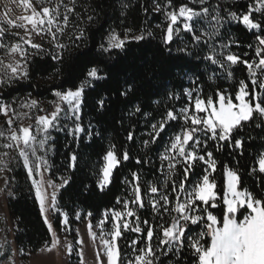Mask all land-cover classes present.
I'll use <instances>...</instances> for the list:
<instances>
[{
  "label": "trees",
  "instance_id": "trees-1",
  "mask_svg": "<svg viewBox=\"0 0 264 264\" xmlns=\"http://www.w3.org/2000/svg\"><path fill=\"white\" fill-rule=\"evenodd\" d=\"M65 1L70 27L60 36V46L33 49L26 60L27 75L3 85L0 103L24 96L52 101L57 91L79 87L83 90L75 124L84 131L74 134V130L64 127L52 129L47 153L49 177L56 182L64 181L56 194V209L51 217L54 226L58 230L66 228L73 241L69 264L78 261L76 226L84 218L92 227L99 225L104 233L111 232L112 211L122 212L125 202L135 199L137 181L133 173L139 177L144 206L129 204L130 211L139 218L141 231L121 229L123 235L117 241L121 264H135V257L142 255L140 250L148 246L146 229L149 226L156 233L151 241L155 253L152 264H195L189 243L197 233L206 230L203 222L199 226L189 225L183 247L159 244L160 226L177 216L172 211L176 197L183 202L186 196V192L172 188L173 180L178 184L183 179L184 162L176 157L172 161L176 168L170 172L169 160L163 157L174 137L190 127L181 111L189 104L187 92H192L194 99L196 96L215 98L216 93L222 91L234 99L240 81H245L249 90L256 91L264 99V89L258 87L264 81V70L256 67L261 59L256 55L257 49L264 51L257 39L264 37V8L256 9V0H203V3L201 0H171L170 3L169 0ZM181 5L196 11L207 8L222 22L206 25L205 30L194 23L195 35L201 36L199 42L193 39V33L181 29L174 31L170 43H165L168 25L165 14L176 11ZM231 13H236L238 20H233ZM245 13H250L253 22L260 26L249 29L242 23L239 18ZM110 32L119 36L140 34L143 39L131 38L122 48L104 51L101 45L107 48ZM2 37L12 40L11 34L5 33ZM229 52L238 55L240 62L233 65L223 61ZM55 56L59 59H54ZM209 56H215L218 62L212 63ZM244 60L253 65L251 70L242 62ZM220 61L224 67L220 66ZM92 68L98 69V78L88 76ZM169 110L174 112L176 119L166 118ZM161 122L166 127L153 140ZM153 125H157L156 130ZM197 136L199 144L190 142L189 150L197 155L212 153L216 168L214 172L209 169V175L216 182L217 205L222 206L226 169L239 174L241 189L264 200V173L258 168L259 158L264 154V120L259 114L235 133L234 138L243 141L240 148L231 140H213L210 134L201 132ZM110 150L120 162L113 169L110 182L102 188L99 183L101 169ZM124 153L128 154L127 160L123 159ZM73 155L75 161L71 159ZM206 168L208 164L204 161L195 163L188 176V191ZM7 179L6 207L14 224L13 240L20 258L26 260L49 241L50 235L33 185L19 160L8 165ZM151 186H157L159 192L150 193ZM161 195H167L171 201L167 205L169 212L163 211ZM153 200L159 202L156 207L152 206ZM200 207L204 205L201 203ZM212 211L221 217V207ZM61 213L67 219L64 228L61 227ZM245 214H238V218L242 219ZM127 220L130 228L137 225L136 218ZM145 220L147 224L143 223ZM204 240L209 242V237ZM8 254L9 248L5 247L0 259Z\"/></svg>",
  "mask_w": 264,
  "mask_h": 264
},
{
  "label": "snow or ice",
  "instance_id": "snow-or-ice-1",
  "mask_svg": "<svg viewBox=\"0 0 264 264\" xmlns=\"http://www.w3.org/2000/svg\"><path fill=\"white\" fill-rule=\"evenodd\" d=\"M20 2L28 9H31V14L19 17L21 21L17 24L15 20L8 19L6 23L14 27H24L25 23L32 26L33 29L40 28L47 24L48 26L53 25L54 18L52 9L48 7L42 8L38 11L29 0H20ZM171 0H169V3ZM203 3V0H201ZM262 6H264V0H262ZM159 10V6H157ZM208 9L203 8L201 11H196L191 7L181 5L177 11L168 12L169 23L165 32V43H170L173 39L174 31H179V28L174 26L182 24L183 30L188 33H193V39L197 42L201 40V36L195 35L194 23L195 19L201 15H207ZM231 18L236 19V13H231ZM47 18V19H45ZM66 19V18H65ZM216 16H212V20H217ZM242 22L249 28L255 29L260 25L253 22L250 13L242 15ZM5 29L0 27V36L5 34ZM49 31L51 28L49 27ZM53 38H55L53 34ZM136 40L143 39V36L134 37ZM260 45L264 46V37H257ZM125 44V40L120 39L116 34H112L109 37V43L107 48L101 47L104 51H108L113 48H122ZM18 45L13 47V51L18 49ZM33 47H40V45H33ZM184 51V49H181ZM257 56H260L256 67L264 70V51L257 49ZM59 59L58 56L53 57ZM209 60L212 63H217L215 56H209ZM223 61L229 62L230 64H237L240 62L238 55L229 52L223 57ZM223 61H220V66L224 67ZM250 70L253 65L249 61H242ZM13 74L19 72L18 67L9 65ZM98 69L92 68L88 72V76L98 78ZM24 76L27 72L22 73ZM229 76L231 73L228 74ZM252 84L255 86L256 81L253 80ZM259 88L264 89V81L260 82ZM82 88L75 90L68 89L65 92H57L56 95L61 100L65 101L70 110L78 112L81 104ZM186 95L189 98V104L187 107L181 109L184 113V120L190 121V127L182 130L181 134L176 135L170 144V147L166 149L167 153H175V156L165 155L163 159L169 160L168 168L170 172H173L176 168V163L172 161L179 157L185 164L183 169V179L177 184L175 180L172 181V188L174 191L186 192V196L181 202L179 196L176 197L177 203L172 211L177 213V216L173 217L170 223L160 226V245H179L183 247L185 238V232L189 225H197L203 222L206 225V230H202L197 233L195 238H192L189 243V248L192 250L193 255L196 258L195 264H264V200L257 199L251 192L246 189L240 188V176L239 174L231 169L226 170L227 177V190L224 192L222 197V206L217 205L218 193L216 191V182L210 178L209 169L212 172L215 171L216 162L212 158L211 152H206L205 155H197L191 148V143L199 144L198 133H204L205 135L211 136L213 140L218 141H233L237 148L242 147L243 141L241 139H235V133H237L246 122L254 119L256 114H259L264 118V99L258 95L254 90H249V85L245 81H240L238 90L235 94V103L231 95H227L222 91H218L215 98H201L196 96L193 99V93L187 92ZM37 102L32 101L35 105ZM139 111V109H137ZM0 111H3L7 115V106L0 107ZM60 107L57 106L56 110L53 111L50 116H39L36 118L38 127H41V131L45 133V137L40 139L38 143L43 146L47 140V132L50 128L55 127V122L58 119ZM191 113V114H189ZM205 115L201 116L200 114ZM168 120L176 119V115L172 110H169L166 114ZM9 125L12 124V120H8ZM166 124L161 122L158 126L153 140L159 136L160 132L164 130ZM153 129H157V125H153ZM84 129L77 124L74 129L75 133L83 132ZM3 135V133H0ZM131 139V134H129ZM10 139L15 142L16 147L19 150V156L23 157L24 167L27 168L28 175L33 176L34 172H39L41 165L46 163L43 158H38L35 168L32 167V161L29 159V151L35 156L37 143V137L33 135L31 126H20L18 131L13 130L10 133ZM191 142V143H190ZM147 143V141L145 142ZM12 144H7L6 147L11 148ZM128 154H123V159L127 160ZM75 161L76 157H71ZM197 161H204L208 164V168L204 170V174L196 182L193 183L191 191L186 188L188 182V176L192 168ZM119 159L114 151H108L105 156V163L102 172V179L100 185L103 188L110 182V177L113 169L118 166ZM139 162V161H138ZM258 168L260 173H264V154H261L258 161ZM134 180L137 183L134 186L135 199L130 202H125V208H128L129 203H136L139 207L144 206L142 198V190L139 186V177L133 173ZM37 182L33 180V185ZM150 193L157 194L159 188L157 186H151L149 189ZM36 197L40 203L41 213L45 212V193L41 187L37 186ZM161 201L163 202V211L169 212L167 205L171 203L167 195H161ZM159 202L153 200L152 206L156 207ZM204 207H200V204ZM50 207L55 209L56 197L53 193L51 195ZM217 207H221V217H217L212 211ZM247 213L243 215L242 219L238 218V214ZM89 215H91L89 213ZM126 216L128 218H136L137 225L134 228H130L128 220L124 219L125 213L113 210V230L109 233L110 238H105L104 233H100V242L103 245L104 252L106 254V264H121L120 261V247L117 243L118 239L122 237V230H131L140 232L139 218L135 217V213L127 211ZM79 218V217H77ZM47 222V217H45ZM67 223V219H65ZM147 224L148 221L143 222ZM91 224L88 225V230L95 240L96 233L91 232ZM51 229V224H49ZM156 235L153 227L149 226L146 229V237L148 240V246L146 249H141L142 255L135 257V264H152V258L155 256L153 248L151 246L152 238ZM210 237V242L205 241L204 237ZM58 240L55 238L52 242L54 248ZM78 243L83 244V240L80 239ZM135 243V242H133ZM69 253L72 251L71 246L68 248ZM82 256V250H81ZM98 264H105L104 261L100 260L99 253H96ZM131 264V262H130Z\"/></svg>",
  "mask_w": 264,
  "mask_h": 264
},
{
  "label": "rangeland",
  "instance_id": "rangeland-1",
  "mask_svg": "<svg viewBox=\"0 0 264 264\" xmlns=\"http://www.w3.org/2000/svg\"><path fill=\"white\" fill-rule=\"evenodd\" d=\"M37 10L40 11L44 7H48L52 9V14L54 18V23L51 26L45 24L40 28L33 29L31 25H25L24 27H11L6 23V20L2 16L0 11V27L4 28L5 33L11 34L12 40L3 39L0 36V93L2 91V87L4 84H10L14 80H21L24 78L22 74L25 72L26 68V60L28 54L32 52L33 49H37V47H33V45H40L38 48H42L43 46L48 47H59L61 40H59L60 36H64L67 27H70L67 23V15H68V3L65 0H39L36 4ZM255 8L260 10L264 8L262 6V0H256ZM179 9V8H178ZM177 9V10H178ZM176 10V11H177ZM201 10H198V12ZM168 12L165 14V19L169 23ZM66 18V19H65ZM47 19V18H45ZM238 20V18L233 19ZM239 20L242 22V18ZM222 22L220 18L217 20H212V15L208 12L207 15H201L200 17L195 19V23H198L201 28H205L208 25L214 26L216 23ZM243 23V22H242ZM214 24V25H213ZM207 25V26H206ZM49 27L51 31H49ZM179 28V30L183 29L182 24H178L174 26ZM205 30V29H204ZM70 32V31H69ZM177 32V31H175ZM53 34L55 38H53ZM112 34H116L114 32H110L106 39V45L109 43V37ZM119 36L118 34H116ZM136 36H141L140 34L134 35H125L119 36L120 39L128 40L134 38ZM18 45V49L13 51V47ZM9 65L13 67H18L19 72L13 74ZM81 88V87H79ZM67 91V90H66ZM58 92V91H57ZM52 101L39 100L32 96H24L19 98H12L7 102L0 103V107L7 106V115L4 114L3 111H0V254L3 253L5 247L9 248V254L7 257L0 259V264H69V257L72 251L69 253L68 248L71 246L73 249V241L68 233V230L62 229L58 230L53 222L51 217V212H54L55 209L50 207L51 204V195L54 193L55 197L59 190V188L64 184V181L56 182L49 177L48 169V149H49V140L51 139L50 131L52 129H58L60 127H64L69 129L70 131L74 130L76 127L75 120L77 118V113L70 110L69 105L60 99L56 95ZM65 92V91H64ZM32 101H36L35 105L32 104ZM236 102V101H235ZM234 102V103H235ZM57 106L60 107L61 111L59 112V116L57 121L55 122V127H52L47 132V140L43 146H41L38 141L45 137V133L41 131V127H38L36 118L39 116H50V114L56 110ZM201 116L205 115L204 113L200 114ZM12 120V124L9 125L7 123L8 120ZM264 120V118H263ZM190 123V121H189ZM20 126H31L33 135L37 137V143L35 144L36 154L32 155L31 151H29V159L32 161V167L35 168V164L38 158H43V163L41 165V169L39 172H34L33 176H29L30 182L33 185V180L37 182L36 185H33L35 197L37 186L41 187L45 193V212L41 213L44 221L45 217H47L46 226L49 231V241L41 246L36 252L31 253L26 260H23L19 256V251L13 240V230L14 224L12 219L10 218L7 207H6V197L9 194L8 188V165L13 160H19L23 167V157L19 156V150L10 139V133L13 130L19 129ZM7 144H12L11 148L6 147ZM175 154V153H167ZM105 163V159H104ZM104 165V164H103ZM103 168V167H102ZM27 174V168L24 167ZM227 170V169H226ZM226 170L224 173V192L227 190V177ZM102 179V172L100 181ZM100 183V182H99ZM37 199V197H36ZM134 200V199H133ZM37 202L40 203L37 199ZM130 204L128 208L122 210V213H125L124 219L127 220L126 212L130 211ZM41 212V211H40ZM61 227H66L67 223H65L66 216L64 213H61ZM49 224H51V229H49ZM88 221L84 218L77 226H76V235H77V252L78 261L76 264H98L96 253H99V257L101 261H104L106 264V254L104 252L103 245L100 242V233L103 232L99 229V225L95 227H91V232L96 233V238L93 240L88 230ZM113 230V225L111 227V231ZM104 233V232H103ZM109 233H104L105 238H110ZM58 240V243L53 248L52 242L53 239ZM82 239L83 244L78 243V241ZM210 242V237H209ZM82 250V256H81Z\"/></svg>",
  "mask_w": 264,
  "mask_h": 264
},
{
  "label": "built area",
  "instance_id": "built-area-1",
  "mask_svg": "<svg viewBox=\"0 0 264 264\" xmlns=\"http://www.w3.org/2000/svg\"><path fill=\"white\" fill-rule=\"evenodd\" d=\"M29 2L37 9L36 4L39 0H29ZM0 11L5 20L12 19L17 24L21 23L19 17L31 14V9L26 8L20 0H0ZM25 25L28 24L25 23Z\"/></svg>",
  "mask_w": 264,
  "mask_h": 264
}]
</instances>
